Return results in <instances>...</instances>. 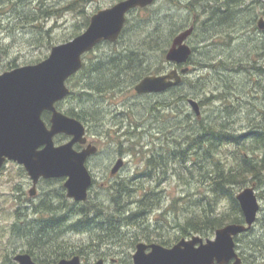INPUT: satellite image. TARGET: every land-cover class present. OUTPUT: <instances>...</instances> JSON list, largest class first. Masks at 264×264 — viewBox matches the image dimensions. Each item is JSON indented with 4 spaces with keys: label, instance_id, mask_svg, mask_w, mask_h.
Wrapping results in <instances>:
<instances>
[{
    "label": "rangeland",
    "instance_id": "1",
    "mask_svg": "<svg viewBox=\"0 0 264 264\" xmlns=\"http://www.w3.org/2000/svg\"><path fill=\"white\" fill-rule=\"evenodd\" d=\"M7 1V5L1 8L2 11L0 9L1 12L9 10V7L12 5L10 0ZM71 1L73 0H24L25 5L31 4L33 9L37 8L40 3H44L43 6H55L59 12L53 13L52 15L54 17L43 22L45 29L49 30L50 37L41 42H28L31 38L32 30L25 31V29H18L13 33V30L17 29L14 26V22L11 25L4 24L6 28L0 30V74L10 70V61L14 59H16L17 67L36 64L45 60L51 53L52 44L59 45L65 43L72 39L76 33L80 32L79 34H81L86 30V23L90 21L94 14L99 10L112 7L122 0H79L73 9L66 11L65 7ZM175 1L178 3L177 7L174 3H170L171 1L169 0H156L153 7L151 6L148 11L143 12L137 10L138 12H131L127 19L129 30L135 28V25L139 21L147 19V17H151L150 22L153 24L157 19L166 14L174 15L177 25L183 26L184 30L190 28L191 24H199L200 21L205 19V16L203 17L201 14L199 16L197 13L191 14L189 10L180 7V2L186 4L194 0ZM201 1L210 7L222 5V0ZM244 1V11L247 12L248 19L245 21L244 19L240 20L243 23L238 28L230 31L232 39L234 40L230 44L232 46H228L229 41L221 34L218 36L212 34L209 38H201L200 35L203 36L204 34L202 32L199 35H194L189 40L191 45L204 46L195 54V57L193 56V61L197 64L190 66L191 71L184 78V84L181 88L183 96L188 97V99H195L201 103L208 99L210 95L206 97L204 93H198L199 90L196 88L195 82L201 79L200 77H204L203 80L209 86V92L218 89V93H226L227 91L222 88H226L227 86L228 98L230 102L234 103V108L226 111L222 107L223 102L221 101L206 103V106H201L202 118H200L204 120L213 114L221 115L223 116V120H225L222 123H225L229 130L236 134H246L251 129L257 127L254 124L257 123V119L261 114V107L264 105V88L260 91L262 83L264 85V76L261 78L256 76V70L252 67L254 60L250 62V70L245 75L236 74L237 68H229L221 72H216L214 69L204 68L198 64L205 65L210 60H214L213 62L219 61L220 59L227 60L233 55L248 53L249 56L254 54V58H257L258 65L264 68V31L258 27L259 19L264 18V0ZM195 5H197L196 8L199 12L201 10L200 5L198 3ZM18 24L20 25L21 23ZM177 35L172 36L171 43L166 48V52L170 49L173 39ZM210 42L212 44H209ZM125 44L131 45L132 40L120 44L103 43L96 49L93 59H96L97 56L100 58L104 55L120 52ZM148 55H151L150 62L153 66L152 75L165 74L174 69V66L167 62L166 55L162 56L160 51H156L155 53L150 52ZM256 55H260V57ZM254 78L258 80L257 82L259 84L257 82L252 83ZM81 80V75L75 77L72 84L75 86V89L69 85L72 91L75 90L77 92V95L81 87ZM129 88L126 87L124 92L118 95L113 93L109 94L106 98L100 99L102 108L100 109L101 112L98 113L100 115L99 118L97 117L98 119L95 120L91 119L88 123L83 122L85 125L87 124L86 127L90 142L98 148V155L92 158L88 164V168L95 179V184L90 191V197L93 201L103 202L104 199L110 198V187L113 182L121 180L129 182L130 180H127V178L132 179L137 175L133 187L139 189L140 192L150 189L154 190L157 197H160L163 201H161V205L156 210L148 214L140 225L131 229L126 226L127 228L123 229L126 238V241L123 243L113 241L92 243L94 236L89 232H71L65 234L72 252L76 251L80 253L89 251L92 256H95L101 253L103 249L101 246L106 245L108 255L117 259L119 264H133L132 261L133 255L136 252V245L139 243H160L154 237L165 236V243L174 244L180 233V223L184 222L186 216L189 215L192 202L196 203L208 193V184L200 182L201 176L199 175L201 172L194 168V164L191 161L183 166H179L178 164H173L172 166L171 164L169 166L170 178L163 180V183L160 185L157 183L152 185L148 182L147 178H145V171L143 170L146 166L143 155L150 149L160 150L162 144L170 139L171 135H167L166 132L173 129L175 124L173 121H181V126L185 129L191 124L186 122L183 117L190 114L193 122L192 125L194 126H196L194 122L198 118L188 101L182 104L177 103L174 108L168 107L166 110L161 108L155 114L154 111V113L151 111V105L170 102L171 94L138 96L134 88ZM252 91H254L253 97ZM69 105L79 107L75 100L67 102L64 107L66 108ZM98 120H101L100 128L98 127ZM159 128L162 129L159 130ZM127 132H130L134 137L129 142H127L128 138L124 136ZM120 142L123 143L121 148L119 147ZM177 142L183 143V145L187 143L182 138ZM250 143L251 141L248 142V144ZM243 144L245 145V143ZM131 146L134 148L129 151L128 148ZM236 146H226L222 150L216 149L214 152V160L220 162V165L227 172L232 169H237L240 157L245 151L248 153L246 146L245 148L239 146L237 148ZM118 158L124 159L125 166L113 176L111 172ZM188 168L192 170V173L188 171ZM206 169L213 168L209 165ZM64 183L65 180H54L51 183L44 182L39 187L37 196L39 198L42 197L43 189L48 190L49 187L51 190L55 189L57 192L61 185L64 187ZM141 184H144V187ZM248 187L255 189L261 205V211L258 217L259 221L255 224L254 231L251 234L254 242L259 243L260 240L264 239V180L262 185L247 182L246 184L235 186L236 197ZM31 188L32 184L25 171L22 172L16 163L9 162L0 174V261L6 254V251L10 249V244L7 241L10 240L11 244L15 245L13 244L12 237L4 236L5 231H2L5 227L4 219L9 217L12 212L18 211V209L22 210L21 207L25 202L23 197L26 195L31 198L29 195ZM65 194L70 204H77L67 197V191ZM136 195H139V193H136ZM37 201L39 202L40 199ZM173 204H175L174 209L172 208ZM228 207L229 202L227 200H222L218 205V209L221 211L227 210ZM193 209L191 208V210ZM95 216V213L90 214L91 218ZM80 217H82L80 214L72 216L70 217V221L73 223L79 220ZM143 223H145L144 226ZM142 226L145 229H141ZM93 231L98 232L99 228H93ZM135 235L137 236L135 237ZM196 235L198 234H194V236ZM214 235L215 232L209 237L198 236L204 239H213ZM146 236H150V239H147ZM95 247L96 249H94ZM242 248L243 251L247 248L251 249L253 253H258L259 255L262 253V250L255 247V245L250 248L246 247V244L243 243ZM0 264L3 263L0 262Z\"/></svg>",
    "mask_w": 264,
    "mask_h": 264
},
{
    "label": "trees",
    "instance_id": "2",
    "mask_svg": "<svg viewBox=\"0 0 264 264\" xmlns=\"http://www.w3.org/2000/svg\"><path fill=\"white\" fill-rule=\"evenodd\" d=\"M169 1L177 7L178 3L175 0ZM7 2V0H0V9L5 7ZM10 2L12 5L9 7V10L1 12V9L0 11V30L6 28L4 24L11 25L14 22V26L17 29L13 30V33L18 29H25V31L32 30L31 38L28 42H41L50 37L49 30L45 29L43 22L54 17L52 15L53 13L59 12L55 6H43L44 3H40L37 8L33 9L31 4H26V6L24 0H10ZM78 2L79 0L71 1L65 7V10L69 11L73 9ZM221 2L222 5H218L217 7H210L208 4L202 1L200 2V0H194L186 4L180 2V7L189 10L191 14L197 13L198 16L200 14L203 17L205 16V19L200 21L199 24H191L194 27L192 37L202 32L204 34L203 36L200 35L201 38H209L212 34L215 36L221 34L229 41L228 46H232L230 44L234 40L232 39L230 31L238 28L243 23L240 20L244 19L245 21L248 19V14L244 11L245 1L222 0ZM196 3L201 7L199 12L196 8ZM149 9L150 7H147L145 9H138V11L145 12ZM150 19L151 17H147V19L139 21L135 25V28L131 30H129V24L127 25L126 23L121 37L115 44L129 42L130 40H132V44H125L120 52L104 55L100 58L97 56L98 58L96 57V59H93L96 50L85 55L82 69L68 81V84L75 89V86L72 85L73 81L75 77L81 75L82 80L79 94L77 95L75 90L72 91V95L65 102L58 104V108L64 110L67 115L88 123L91 119L95 120L99 118L100 115L98 113L101 112L100 109L102 108L100 99L106 98L109 94L113 93L118 95L124 92L126 87L132 89L144 77L152 75L153 66L150 62L151 55L148 54L150 52L155 53L156 51H160L161 55L165 56L167 53L166 48L171 43L172 36L174 37L178 32L184 31V27L177 25L174 15L166 14L161 16L153 24L150 22ZM18 23L21 24L19 25ZM88 25L89 21L86 23L85 28ZM79 33H76L75 36ZM209 44L212 43L210 42ZM54 46L52 44L51 47ZM202 47L192 44L194 57ZM193 56L190 59L189 66H195L197 64L193 61ZM256 56L260 57V55ZM252 60H254L252 67L256 70V76L263 77L264 68L258 65L257 58H254V54L249 56L248 53H241L239 55H233L227 60L220 59L215 62H213L214 60H210L208 64L198 65L204 68L214 69L216 72H221L229 68H237L236 74L245 75L250 70V62ZM10 62V70L17 68L16 59ZM200 78L195 82L196 88L199 90L198 93L202 92L206 97L210 95L208 99L200 103V106H206V103L214 101H221L223 102L222 107L226 111L234 108V103L230 102L228 98L227 86L226 88H222L227 91L226 93H218V89L209 92V86L204 82V77ZM256 78H254V81L252 80L253 84L258 81ZM257 84L259 83L257 82ZM182 85L172 88L167 92L171 94L170 102L151 105V111H154L156 114L161 108L165 110L168 107L174 108L177 103L182 104L188 101V97L183 96L181 93ZM263 88L264 85L262 83L260 91ZM253 92H251L252 97ZM71 100H75L79 107L69 105L65 108L66 103ZM260 113L257 123L254 124L257 127L251 129L246 134H236L229 130L226 124L222 123L225 120H223V116L221 115L213 114L204 120H201L202 115L201 118L196 116L198 119L195 120L194 124L196 126H194L192 125L191 115L187 114L183 118L191 125L184 129L181 126V121H173L175 123L173 129L166 132L167 135H171L170 139L162 144L160 150L150 149L143 155V160L146 162V166L143 168L145 178L152 185L156 183L160 185L163 183V180L170 178L169 166L171 164L172 166L173 164L183 166L189 161L194 164V168L197 171L201 172L199 175L201 176L200 182L208 184V193L206 196L196 203L192 202L189 215L186 216L184 222L180 223V233L177 236V240L182 237H191L194 234L209 237L217 229L222 228L226 224L244 223L243 213L236 199L235 186L246 184L247 182L257 183L259 185L263 184L264 105L261 107ZM50 117L51 114L48 112L43 115L44 121L48 124L50 123ZM100 122L101 120L97 122L99 128L101 126ZM183 135L186 137H182ZM124 136L128 138L127 142L134 138L130 132H127ZM178 138L180 140L182 138L187 143L183 145V143L177 142L179 140ZM64 140V136L56 138L57 143H61ZM249 141H251L250 144H248ZM122 144L120 142V148ZM233 145L244 148L246 146L248 153L245 151L240 157L237 169H232L227 172L220 165V162L214 160V152L216 149L222 150L226 146ZM133 148L131 146L128 150L131 151ZM209 165L213 169H206ZM21 171L23 172V169ZM188 171L192 173L190 168H188ZM136 178L137 175L132 179L127 178V180H130L129 182L122 180L113 182L110 187V198L104 199L103 202L93 201L89 194V199L85 203L72 205L67 200L66 191L62 185L57 192L55 189L51 190L50 187L48 190L43 189L40 201L34 202V212L43 214V216H47L48 218L41 220L39 225L34 224L26 229L18 227L16 234L19 240L27 243L30 247L38 246L39 249L35 252L40 255H35V258L45 260L50 259L54 255H56L55 258L60 257L62 260L73 253L65 236V234L71 232H89L94 236L92 243H103L106 241L123 243L126 241L123 229L127 228L126 226L131 229L140 225L148 214L156 210L161 205V201H163L160 197H157L154 190L150 189L140 192L139 189L133 187ZM45 183H51V181H45ZM141 186L144 187V184H141ZM136 193H139V195H136ZM222 200L229 202V207L225 211L218 209V205ZM172 208H175V204L172 205ZM191 208L194 209L191 210ZM91 213H95L96 216L91 218ZM79 214L82 217L72 223L70 217ZM101 222L103 223L100 224ZM143 226L141 229H145ZM96 227L99 228L98 232L93 231V228ZM146 238L150 239V236H146ZM154 239L163 245L166 244L163 236L154 237ZM242 239L243 243H245L246 236H243ZM240 242L242 241L240 240ZM259 243L254 242L256 247L261 250L264 249V239L260 240ZM29 253L32 252L30 251Z\"/></svg>",
    "mask_w": 264,
    "mask_h": 264
},
{
    "label": "water",
    "instance_id": "3",
    "mask_svg": "<svg viewBox=\"0 0 264 264\" xmlns=\"http://www.w3.org/2000/svg\"><path fill=\"white\" fill-rule=\"evenodd\" d=\"M153 3L154 0H122L99 10L82 34L53 47L46 60L0 74V171L7 161L23 166L33 182L32 196L42 178L66 179L64 187L69 199L76 202L88 199L93 175L87 160L97 153V148L89 145L82 151L75 149L77 144L87 143L86 127L77 118L59 111L56 104L71 93L67 80L81 70L83 56L103 42H116L128 14ZM258 27L264 30V18L258 21ZM193 32L194 27H190L179 33L166 54L167 62L185 68L181 72L174 69L145 77L135 86L137 94H161L182 84L183 75L190 71L187 65L193 49L188 39ZM188 102L196 115L201 116L199 102L195 99ZM46 111L52 113L50 127L42 118ZM62 134L71 137V141L56 145L55 137ZM123 166L124 160H118L111 174L116 175ZM237 200L245 224L225 225L215 232L213 239L205 240L197 235L184 238L171 248L139 243L133 255L134 264H242L235 238L253 227L261 207L253 187L240 192ZM148 249H151L149 253ZM19 260L21 264H35L29 255ZM79 263V257H74L59 264Z\"/></svg>",
    "mask_w": 264,
    "mask_h": 264
},
{
    "label": "flooded vegetation",
    "instance_id": "4",
    "mask_svg": "<svg viewBox=\"0 0 264 264\" xmlns=\"http://www.w3.org/2000/svg\"><path fill=\"white\" fill-rule=\"evenodd\" d=\"M177 69L181 72L182 67L177 66ZM145 96H147V95H145ZM91 144L92 143L90 142V140L88 138V142L86 145L77 144L75 146V148L78 151H81ZM97 155H98V152H97V154L91 156L88 159V164H89L90 160ZM119 159L120 158H118L117 160H119ZM45 181H47V180H44V179L40 180V182L37 186V191H36L35 196H32V197L30 196L31 198H29L28 196L25 195V197H23L25 202H24V205L21 207L22 210L18 209V211L12 212V214H10L9 217L4 219L5 227L2 229V231H5L4 236L12 237L13 242H14L13 244H15V245H12L10 240L7 241L8 244H10V249L6 251V254L2 258V260L0 261L3 264H21L19 257L24 256V255H29L35 264H59L61 262L60 257L55 258L56 255L52 256L48 260H45L42 258L41 259L35 258V255H40L39 253L35 252L36 250L39 249V247L38 246L30 247V245H28L27 243L23 242L22 240H19V237L16 234V231H18L17 230L18 227L26 229V228H29L30 226H33L34 224L39 225L41 220L48 218L47 216H43V214L34 212V207H35L34 202H38L37 200L40 199L39 196H37V192H38L41 184L44 183ZM21 231H23V229H21ZM253 231H254V227L251 228L248 232H246V234H241L235 238L236 251L242 260V264H263L264 263V249H262V253H260V255L258 253H253L251 251V249H247V248H245L243 251V248H242L243 247V239H242L243 236H246V239H245L246 247L252 248V246L255 245L254 240L251 237V234ZM164 237L165 236H163V238ZM183 238H185V237H182L181 239L177 240L174 244H170V243L169 244L166 243L165 245H163L161 243H158V244H161L166 248H171L175 244H177L179 241H181ZM240 240L242 242H240ZM103 243H105V242H103ZM149 244H152V243H149ZM137 245H136V247H137ZM101 247H103L101 253L97 254L95 256H92L89 251H83L80 253L74 251L71 255H69L65 259L71 260L74 257H79V259H80L79 264H97L99 261H102L103 264H119V261L117 259L110 257L108 255V252L106 251L107 250L106 245H104V246L102 245ZM30 251L32 253H29ZM150 251H151V249H148L147 253H149ZM132 263L134 264V261H132Z\"/></svg>",
    "mask_w": 264,
    "mask_h": 264
},
{
    "label": "bare ground",
    "instance_id": "5",
    "mask_svg": "<svg viewBox=\"0 0 264 264\" xmlns=\"http://www.w3.org/2000/svg\"><path fill=\"white\" fill-rule=\"evenodd\" d=\"M160 168H161V166H160Z\"/></svg>",
    "mask_w": 264,
    "mask_h": 264
}]
</instances>
